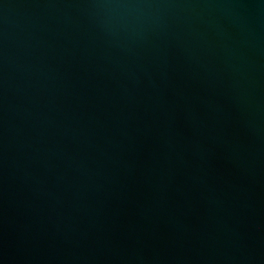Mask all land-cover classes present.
Masks as SVG:
<instances>
[{
    "label": "water",
    "instance_id": "obj_1",
    "mask_svg": "<svg viewBox=\"0 0 264 264\" xmlns=\"http://www.w3.org/2000/svg\"><path fill=\"white\" fill-rule=\"evenodd\" d=\"M0 264H264V0H0Z\"/></svg>",
    "mask_w": 264,
    "mask_h": 264
}]
</instances>
